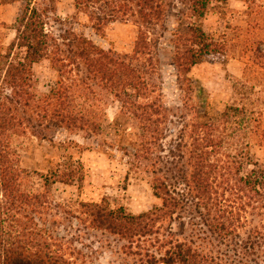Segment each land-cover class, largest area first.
<instances>
[{
  "label": "rangeland",
  "instance_id": "1",
  "mask_svg": "<svg viewBox=\"0 0 264 264\" xmlns=\"http://www.w3.org/2000/svg\"><path fill=\"white\" fill-rule=\"evenodd\" d=\"M32 1L46 14V30L58 40L66 59L56 56V67L47 59L34 66L32 94L42 99L62 81L74 87L72 109L91 116L87 127L70 130L52 122L44 110L28 108L22 114L31 124L12 140L21 167L31 173L26 185L30 192L45 193L53 173L71 179L69 185H50L42 215L57 223L70 264L140 263V257L131 253L138 251L136 246L130 251L127 241L94 229L81 206L107 199L112 208L134 215L160 206L152 188L155 173L171 175L188 167L187 147L201 124H213L219 137L226 135L225 153L249 155L264 168V0L210 1L203 18L194 12L200 10L194 9L195 0H149L154 7L147 17L140 8L143 0ZM24 7L22 0H0V70L1 56L17 36L16 23ZM193 26L202 27L213 46L184 74L179 65L192 48ZM73 35L85 37L140 72L149 94L139 97L133 89L128 94L160 113L151 133L123 108L107 83L90 72ZM230 108L238 111H231L227 121L224 114ZM244 216L247 224L240 234L246 240L248 232L264 221L252 210ZM189 222V217L175 222L174 233L189 229ZM163 229L166 234L169 225ZM158 248L150 249L159 255ZM229 252L233 255L232 249ZM254 254L244 261L264 264V253Z\"/></svg>",
  "mask_w": 264,
  "mask_h": 264
},
{
  "label": "trees",
  "instance_id": "2",
  "mask_svg": "<svg viewBox=\"0 0 264 264\" xmlns=\"http://www.w3.org/2000/svg\"><path fill=\"white\" fill-rule=\"evenodd\" d=\"M22 1L25 7L16 23L17 36L1 56L0 264H70L63 254V237L55 229L57 223L42 215L48 204L50 185H69L71 179L53 173V182L47 184L49 188L45 193L30 192L26 185L31 173L21 167L12 149V140L26 131L28 122L31 124L23 115L28 108L44 110L52 122L70 130L87 127L91 116L72 109L74 87L62 81L42 99L32 94L34 66L47 59L56 67L59 60L56 56L65 54L60 50L58 40L46 30V14L36 8L32 0ZM195 1L194 9L199 6L200 10L194 12L203 18L208 3L216 0ZM141 5L146 17L152 15L153 2L143 0ZM190 34L192 48L179 65L184 74L190 73L192 66L198 65L213 46L202 27L193 26ZM73 37L79 57L90 72L106 82L116 98L121 100L123 108L129 109L142 122L144 131L151 133L158 122L155 116L160 113H155L153 105L134 102L128 94L130 89L135 90L139 97L149 94L140 72L126 60L115 59L111 52L99 48L85 37ZM7 90L12 92L11 95ZM231 111L238 110H227L224 114L227 121L233 114ZM218 132L213 124L195 127L191 147H187L188 167H179L171 175L155 173L152 188L154 196L161 201L160 206L134 215L124 208H112L107 199L83 203V214L90 225L127 241L130 251L136 246L138 251L131 253L140 257L139 264H249L244 260L253 253H264V224L248 232L246 240H243L240 230L246 228L244 215L249 210L257 212L264 221V168L254 164L249 155L240 158L225 153L223 139L226 135L223 133L219 137ZM251 166L253 168L249 169ZM75 173L73 171L72 175ZM227 195L234 196L235 200ZM188 217L189 229L181 228L182 232L174 233L173 224L183 223ZM166 224L169 230L164 234L162 231ZM221 246L226 248V252ZM150 248H158L160 254L152 253ZM233 256L239 260L234 261ZM254 264L259 263L254 261Z\"/></svg>",
  "mask_w": 264,
  "mask_h": 264
}]
</instances>
